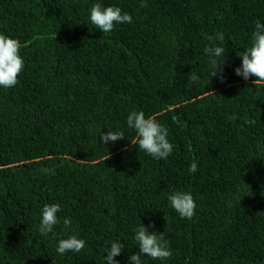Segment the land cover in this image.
Wrapping results in <instances>:
<instances>
[{"label":"trees","instance_id":"1","mask_svg":"<svg viewBox=\"0 0 264 264\" xmlns=\"http://www.w3.org/2000/svg\"><path fill=\"white\" fill-rule=\"evenodd\" d=\"M97 3L132 22L103 34ZM256 20L264 0H0V33L24 61L18 84L0 87V264H106L117 241L129 264L142 224L172 251L143 264H264V84L235 72ZM221 32L223 82L205 53V34ZM134 110L167 128V159L132 144ZM109 129L125 137L104 145ZM176 191L192 194L191 220L171 208ZM46 204L61 223L42 235ZM71 235L85 248L58 254Z\"/></svg>","mask_w":264,"mask_h":264},{"label":"clouds","instance_id":"2","mask_svg":"<svg viewBox=\"0 0 264 264\" xmlns=\"http://www.w3.org/2000/svg\"><path fill=\"white\" fill-rule=\"evenodd\" d=\"M143 3L141 7H145ZM132 16L122 13L121 8L109 6L102 8L100 4H94L90 9V21L103 34L112 32L117 24L131 23ZM205 38L213 41L212 46L205 48V53L209 57L211 66V78L219 77L223 82L222 64H218L217 58L221 57L225 48L216 46L215 41L223 42L224 34L217 33L215 37L205 34ZM20 43L18 40L0 33V87L5 89L18 84L19 74L24 69V61L20 55ZM238 56L242 58V64L235 69L236 75L242 76L245 80L256 77L253 81L255 85L264 84V23L255 21V31L252 33L251 46ZM189 83H199V77L195 72L188 74ZM175 121V118H174ZM127 125L135 130L137 139L132 140L133 145H138L139 150L144 151L156 160H165L173 152V145L168 139V130L152 117H147L143 111H131L127 117ZM125 137L123 132L112 131L102 132L100 142L107 145L109 142H117ZM197 164L193 162L189 167V172L197 171ZM171 208H173L181 218L191 220L196 214V203L191 193L176 191L168 197ZM59 204H46L42 209V218L39 225V232L47 235L53 232L54 227L61 221L58 213L61 211ZM65 230L70 229L72 220L66 217L62 221ZM154 227V224L152 225ZM134 240L138 244L139 254L130 256L129 264H143L140 255H147L153 260L165 261L172 256V251L167 242L164 241V233H150L149 228L144 224L135 229ZM85 248V241L76 235H71L66 239L58 241L56 252L64 255L67 252H81ZM124 244L120 241L112 242L110 247L105 248L106 264H119L115 257L119 256Z\"/></svg>","mask_w":264,"mask_h":264}]
</instances>
